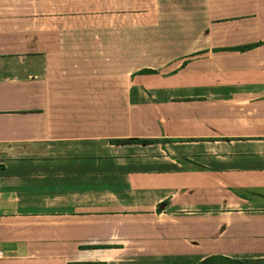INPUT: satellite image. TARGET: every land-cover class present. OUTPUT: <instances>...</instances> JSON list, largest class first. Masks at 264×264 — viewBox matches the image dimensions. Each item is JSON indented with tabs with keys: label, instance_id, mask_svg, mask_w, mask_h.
I'll list each match as a JSON object with an SVG mask.
<instances>
[{
	"label": "crops",
	"instance_id": "obj_1",
	"mask_svg": "<svg viewBox=\"0 0 264 264\" xmlns=\"http://www.w3.org/2000/svg\"><path fill=\"white\" fill-rule=\"evenodd\" d=\"M0 251L262 264L264 0H0Z\"/></svg>",
	"mask_w": 264,
	"mask_h": 264
},
{
	"label": "trees",
	"instance_id": "obj_2",
	"mask_svg": "<svg viewBox=\"0 0 264 264\" xmlns=\"http://www.w3.org/2000/svg\"><path fill=\"white\" fill-rule=\"evenodd\" d=\"M257 44L253 45H247V46H242L239 48L231 49V50H236V51H247L253 47H255ZM155 71L150 70V69H144L140 70L138 74H153ZM116 143H137V144H148V143H153L155 140H146V139H123V140H117L115 141ZM247 260H233V259H228L222 256H213L205 259L202 264H244L247 263ZM257 262H260L264 264V260H257Z\"/></svg>",
	"mask_w": 264,
	"mask_h": 264
},
{
	"label": "built area",
	"instance_id": "obj_3",
	"mask_svg": "<svg viewBox=\"0 0 264 264\" xmlns=\"http://www.w3.org/2000/svg\"><path fill=\"white\" fill-rule=\"evenodd\" d=\"M3 257V253L0 251V259H2Z\"/></svg>",
	"mask_w": 264,
	"mask_h": 264
}]
</instances>
